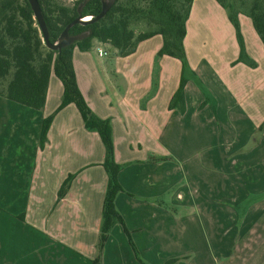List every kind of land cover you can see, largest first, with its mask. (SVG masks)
<instances>
[{"label":"crops","instance_id":"0c3cea01","mask_svg":"<svg viewBox=\"0 0 264 264\" xmlns=\"http://www.w3.org/2000/svg\"><path fill=\"white\" fill-rule=\"evenodd\" d=\"M238 19L255 68L237 62L226 11L215 0L192 2L183 113L168 110L181 63L157 56L161 36L126 57L107 51L109 62L73 50L77 86L110 120L121 166L114 205L123 224L109 232L101 264H264V49L250 19ZM62 92L51 74L41 110L0 97V264L96 258L108 180L99 136L71 104L53 115L39 147Z\"/></svg>","mask_w":264,"mask_h":264},{"label":"trees","instance_id":"16d2710c","mask_svg":"<svg viewBox=\"0 0 264 264\" xmlns=\"http://www.w3.org/2000/svg\"><path fill=\"white\" fill-rule=\"evenodd\" d=\"M48 31L49 41L54 42L63 29L77 17L78 0L68 7L52 0H37ZM82 18L97 16L101 10L100 0H85ZM194 0H115L107 14L99 21L85 26L75 25L68 34L76 37L89 34L81 41L63 48L60 52L47 49L33 18L27 0H0V97L10 102L41 110L45 105L49 78L53 74L61 83L63 92L55 113L73 104L87 131L99 136L104 148L101 164L107 174V187L102 205V216L96 258L92 264H101L103 247L112 227L123 224L114 205L121 192L118 173L121 166L115 161L112 129L109 119H100L87 105L77 83L72 63L73 50L81 52L92 49L94 42L110 46L117 56L132 54L140 42L161 36L162 46L157 56L175 58L181 63V77L168 110L184 112V87L190 74L183 48L186 22ZM223 8L235 31L239 46L237 62L256 67L246 54L240 33L239 15L251 21L252 28L264 49V0H215ZM145 24L147 31L135 33L133 25ZM54 113V114H55ZM53 115L42 120L39 147L43 148ZM258 130H264L262 124ZM73 176H69L58 191V200L63 198ZM127 233V231H125ZM169 264V263H167Z\"/></svg>","mask_w":264,"mask_h":264},{"label":"water","instance_id":"95a60500","mask_svg":"<svg viewBox=\"0 0 264 264\" xmlns=\"http://www.w3.org/2000/svg\"><path fill=\"white\" fill-rule=\"evenodd\" d=\"M27 2L32 11L33 18L36 21L38 29L42 35L43 43L45 44L47 49L55 52H60L63 48L72 45L75 42L83 40L89 34V32H84L79 36L71 37L69 36L68 32L73 26L75 25L85 26L101 20L107 14L111 6L114 4L115 0H100L101 10L99 14L94 18L92 17L82 18L81 11L84 5L86 4L85 0L82 1L77 7V14H78L77 17L63 29V31L60 33V35L57 37V39L54 42L49 41L48 31L38 1L27 0Z\"/></svg>","mask_w":264,"mask_h":264},{"label":"rangeland","instance_id":"374dc122","mask_svg":"<svg viewBox=\"0 0 264 264\" xmlns=\"http://www.w3.org/2000/svg\"><path fill=\"white\" fill-rule=\"evenodd\" d=\"M53 2H56V3H58V4H62V5H65V6H68V7H71V6H73L74 5V3L76 2V1H78V0H52ZM236 3H237V5L239 6V0H236ZM244 16V15H243ZM246 17V16H245ZM239 20V19H238ZM240 26V25H239ZM132 29L134 30V32L137 34V33H139V32H144V31H147V27H146V25L145 24H143V23H141V24H139V25H133L132 26ZM247 32H245V34H246ZM95 43V42H94ZM100 45H102L104 48H105V50L106 51H110V50H112V48L110 47V46H108V45H104V44H101V43H99ZM99 45V46H100ZM101 47V46H100ZM91 53H95V54H93L94 56L93 57H96V59H98L97 58V56L96 55H98L97 53H96V47H92V49H91ZM246 52V51H245ZM247 53V52H246ZM255 54V53H254ZM248 56V55H247ZM249 57V56H248ZM101 59V61L102 62H109L110 61V58H107V57H105V58H100ZM261 95L262 96H264V92L263 93H261ZM54 113H55V111L52 113V115H54ZM51 116V115H50ZM66 180V179H65ZM61 188V187H60Z\"/></svg>","mask_w":264,"mask_h":264},{"label":"built area","instance_id":"2783aa9c","mask_svg":"<svg viewBox=\"0 0 264 264\" xmlns=\"http://www.w3.org/2000/svg\"><path fill=\"white\" fill-rule=\"evenodd\" d=\"M100 46H102V45H100ZM100 46H97L96 47V53L98 54V56L99 57H105V56H107L108 52L104 48H102Z\"/></svg>","mask_w":264,"mask_h":264}]
</instances>
